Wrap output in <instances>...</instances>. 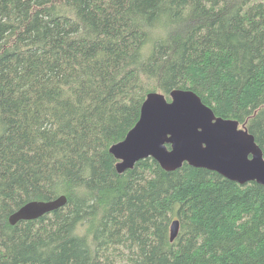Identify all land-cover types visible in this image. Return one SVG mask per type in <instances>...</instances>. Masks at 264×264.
Returning a JSON list of instances; mask_svg holds the SVG:
<instances>
[{"label": "trees", "instance_id": "obj_1", "mask_svg": "<svg viewBox=\"0 0 264 264\" xmlns=\"http://www.w3.org/2000/svg\"><path fill=\"white\" fill-rule=\"evenodd\" d=\"M174 90L264 153V0H0V264H264L263 186L152 159L118 173L111 147Z\"/></svg>", "mask_w": 264, "mask_h": 264}, {"label": "water", "instance_id": "obj_2", "mask_svg": "<svg viewBox=\"0 0 264 264\" xmlns=\"http://www.w3.org/2000/svg\"><path fill=\"white\" fill-rule=\"evenodd\" d=\"M168 101L163 94L151 93L141 108L140 119L126 138L111 147L118 161L117 171L133 170L137 163L152 159L166 172L185 164L216 172L240 185L257 183L264 187V153L253 135L236 120L217 117L201 98L190 90H174ZM67 198L34 201L14 213L9 221L39 219L63 208ZM180 230L171 226V242Z\"/></svg>", "mask_w": 264, "mask_h": 264}]
</instances>
